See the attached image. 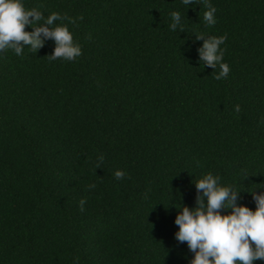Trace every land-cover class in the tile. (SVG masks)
Listing matches in <instances>:
<instances>
[{
    "label": "trees",
    "instance_id": "16d2710c",
    "mask_svg": "<svg viewBox=\"0 0 264 264\" xmlns=\"http://www.w3.org/2000/svg\"><path fill=\"white\" fill-rule=\"evenodd\" d=\"M207 3L211 26L205 0H24L75 20L82 55L50 62L52 39L0 52V264H191L175 218L208 173L255 210L264 0ZM209 36L226 37L227 78L200 59Z\"/></svg>",
    "mask_w": 264,
    "mask_h": 264
},
{
    "label": "clouds",
    "instance_id": "9594fccd",
    "mask_svg": "<svg viewBox=\"0 0 264 264\" xmlns=\"http://www.w3.org/2000/svg\"><path fill=\"white\" fill-rule=\"evenodd\" d=\"M201 2V0H200ZM187 6L190 0H181ZM207 11L204 21L211 26L216 23V9L205 0ZM170 18L179 22V12L170 13ZM75 23V20L53 12L45 17L36 8L27 9L24 0H0V52L12 50L15 55H22L25 46L36 53L45 39L55 42L54 53L47 56L49 61L63 59L73 61L82 55L81 46L74 41L72 32L63 23ZM43 21L44 26L40 25ZM55 21L61 23L54 24ZM26 26L34 29L25 31ZM175 30L176 23L171 25ZM43 34V39L41 38ZM203 39L204 35H198ZM226 37L209 36L199 49L204 66H211L218 74L216 80L227 78L230 66L223 61ZM237 111L239 107L237 106ZM116 179H122L124 172L117 170ZM196 188L202 192L194 209L184 207L175 218L178 231L175 238L186 242L194 254L191 264H254L264 260V193L255 194L253 199L256 208L253 211L247 206L237 203L238 193L232 186H222L220 178L212 173L195 181ZM90 187H95L91 185ZM85 200L80 201V210L84 211ZM225 210L227 214H222ZM230 210V211H229ZM78 259L74 264H78Z\"/></svg>",
    "mask_w": 264,
    "mask_h": 264
}]
</instances>
